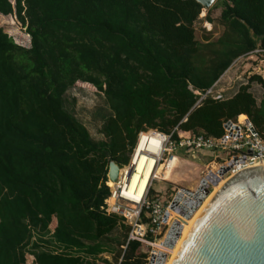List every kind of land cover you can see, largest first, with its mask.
<instances>
[{
    "label": "trees",
    "instance_id": "trees-1",
    "mask_svg": "<svg viewBox=\"0 0 264 264\" xmlns=\"http://www.w3.org/2000/svg\"><path fill=\"white\" fill-rule=\"evenodd\" d=\"M220 4L224 30L203 43L195 0H0V15H16L31 38L22 46L0 27V264H146L149 248L104 208L109 163L127 165L149 129L220 137L247 115L264 139V77L200 101L238 58L264 56V0ZM78 81L111 111L101 139L67 106Z\"/></svg>",
    "mask_w": 264,
    "mask_h": 264
},
{
    "label": "built area",
    "instance_id": "built-area-1",
    "mask_svg": "<svg viewBox=\"0 0 264 264\" xmlns=\"http://www.w3.org/2000/svg\"><path fill=\"white\" fill-rule=\"evenodd\" d=\"M209 93L214 94L217 98L222 97V93L215 92L214 88H211L205 95L200 97V101ZM223 128L224 134L220 137L199 133L189 136L181 135V139L178 141L173 138V134H166L157 129L141 131L133 150L130 165L120 169L116 182H109L110 180L106 182L110 188V196L106 199L104 208L108 213L123 217L124 222L131 227L129 241H139L149 248L146 264L150 263L152 257H156L161 252L166 254L169 250L164 242L172 222L176 220L182 224L181 220L176 218L177 215H180L172 209V202L175 197L183 194L176 207L188 208L186 202L193 200L192 194L198 190L202 179L207 180V188L210 190L211 195L216 190V184L225 182L251 166L264 164V139L257 132L247 115L243 119L240 115L236 121L229 120L225 122ZM149 133H154L161 140L160 152L153 154L158 158V165L154 169L150 184L144 195L139 200L134 201L123 197L122 192L127 185V179L132 175L135 168L134 158L137 154L136 149L139 140L143 136L148 137ZM185 150H192L196 153L187 155L184 153ZM201 150L211 151L213 154L210 155L209 162L207 161L208 164L202 170L203 176L196 187H177L175 195L167 201H163L158 196L148 197L153 181L157 178L156 171L159 167L164 170L165 165L170 171L176 172L178 161H188L190 155L196 156L197 152ZM146 152L150 153L149 151ZM218 152L225 153V157L220 156ZM178 153L182 155L179 156ZM223 170L225 171L221 173ZM158 178L161 179L159 175ZM184 188L192 194L185 193ZM166 215L168 218H166ZM166 258H168L167 254Z\"/></svg>",
    "mask_w": 264,
    "mask_h": 264
},
{
    "label": "water",
    "instance_id": "water-1",
    "mask_svg": "<svg viewBox=\"0 0 264 264\" xmlns=\"http://www.w3.org/2000/svg\"><path fill=\"white\" fill-rule=\"evenodd\" d=\"M195 1L210 8L216 0ZM119 173V164L111 161L108 179L116 182ZM207 184L202 179L193 194L184 188L193 200L186 202L188 208H177L181 194L173 199L172 209L190 219L210 195ZM181 232L182 225L173 223L165 246L173 248ZM162 258L165 264V253ZM156 262L152 257L149 264ZM170 264H264V164L239 172L214 191L188 228Z\"/></svg>",
    "mask_w": 264,
    "mask_h": 264
},
{
    "label": "rangeland",
    "instance_id": "rangeland-1",
    "mask_svg": "<svg viewBox=\"0 0 264 264\" xmlns=\"http://www.w3.org/2000/svg\"><path fill=\"white\" fill-rule=\"evenodd\" d=\"M222 10L223 7L220 4V0H216L210 8L203 7V10L199 15V19L195 23L197 39L203 43H208L216 40L222 34L224 28L218 22ZM208 17H210L211 20H209ZM0 27H2L5 32H7L18 44L30 47V35L27 33L25 26L17 20L16 15H0ZM227 72L228 74L226 75V80L221 83L223 88L219 92L228 97L233 95L241 84H247L252 75L257 74L264 77V56L259 51L242 56L232 64ZM251 91L257 98L258 102H260L263 94L261 85L256 82L252 83ZM66 95L68 98L67 106L69 110L73 111L75 115L86 125L95 139H101L102 134L100 131L103 117L111 113L104 94L92 84L78 81L68 90ZM218 154L225 157V153L223 152H218ZM167 155L169 156L170 154ZM178 155L181 156L182 154L178 153ZM132 157L133 153L131 155L130 162L127 165H119L120 169L128 167L132 161ZM209 158L210 156L196 157L190 155L189 159H187L188 161L180 160L181 163L179 165L176 164L178 169L176 172L170 171L164 165L165 168L164 170L162 169V172L159 175L161 179L158 177L154 179L152 188L149 190L148 197H150V193L152 192V198L158 195L160 199L167 201L175 195L177 187H196L200 178L203 176L202 170L205 168L206 164H208L207 161ZM175 173L178 174L179 177L175 178ZM217 185L218 184H216V186ZM166 218H168L167 215ZM181 225L183 232L185 223ZM181 235L179 236L175 246H177ZM175 246L170 248L172 249L171 252H173ZM140 252H143V249H140ZM171 252L167 250L166 254L168 255V258L171 256ZM108 257L111 261H113L111 255ZM33 259L32 255H27L28 264H34V262H32Z\"/></svg>",
    "mask_w": 264,
    "mask_h": 264
},
{
    "label": "bare ground",
    "instance_id": "bare-ground-1",
    "mask_svg": "<svg viewBox=\"0 0 264 264\" xmlns=\"http://www.w3.org/2000/svg\"><path fill=\"white\" fill-rule=\"evenodd\" d=\"M160 147H161V140L158 137H156L154 133H149L148 137L143 136L139 140V143L136 149L137 154L134 158L135 168L132 172V175L127 179V185L125 186V189L122 192L123 197L137 201L144 195L148 185L150 184L151 178L154 173V169L158 165V158L154 156L153 154H158L160 152ZM146 151H149L150 153H147ZM156 172H157V177H158V175H160V173L162 172V168L159 167ZM224 183L225 182L218 184L215 187L216 190ZM213 193L210 196H208V198L202 204L201 208L197 210V212L194 213V215L190 219H185L178 215L176 216L177 219L181 221L184 220V222H182V224L185 223L184 231L182 232L181 238L179 239V242L177 246H175V249L173 250V252H171L172 249L169 248L171 252V256L169 258H166L165 264H170L172 262L188 228L191 226V224L193 223V221L195 220V218L197 217V215L199 214L203 206L206 204V202L213 195ZM156 261H157L156 264H162V261H163L162 253L161 254L159 253L156 256Z\"/></svg>",
    "mask_w": 264,
    "mask_h": 264
},
{
    "label": "crops",
    "instance_id": "crops-1",
    "mask_svg": "<svg viewBox=\"0 0 264 264\" xmlns=\"http://www.w3.org/2000/svg\"><path fill=\"white\" fill-rule=\"evenodd\" d=\"M222 88H223V87H219L218 89L216 88V89H214V90L217 91V92H219L220 90H222ZM180 163H181V161H178V165H179ZM177 177H179V175L175 173V178H177ZM106 257H107V259H109L108 256H106ZM109 260H110V259H109ZM99 264H106V263H104V262H100Z\"/></svg>",
    "mask_w": 264,
    "mask_h": 264
},
{
    "label": "clouds",
    "instance_id": "clouds-1",
    "mask_svg": "<svg viewBox=\"0 0 264 264\" xmlns=\"http://www.w3.org/2000/svg\"><path fill=\"white\" fill-rule=\"evenodd\" d=\"M138 136H139V135H138ZM137 141H138V138H137ZM136 144H137V143H136ZM108 180H109V179H107V181H108ZM107 181H106V182H107ZM106 185H107V184H106Z\"/></svg>",
    "mask_w": 264,
    "mask_h": 264
}]
</instances>
